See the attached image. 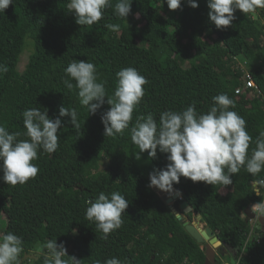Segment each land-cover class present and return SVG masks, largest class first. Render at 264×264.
<instances>
[{"label":"trees","instance_id":"16d2710c","mask_svg":"<svg viewBox=\"0 0 264 264\" xmlns=\"http://www.w3.org/2000/svg\"><path fill=\"white\" fill-rule=\"evenodd\" d=\"M68 2L14 0L0 12V64L9 69L0 76V124L10 132H23L24 109L41 107L54 118L63 104L77 110L81 126L76 130L70 117L61 118L59 147L52 154L38 153L34 179L15 186L0 180V234L21 236L24 255H35L37 245L56 239L81 264H104L114 256L127 258V264H203L205 244L197 242L148 187L146 174L164 168L166 154L158 150L157 158L150 159L145 151L136 160L128 129L105 137L100 114L110 105L105 102L95 115H88L79 104L75 81L71 90L66 87L64 69L73 59L94 63L98 81L111 96L116 72L135 67L148 83L129 128L139 115L152 113L158 121L160 112L180 111L191 103L206 112L214 95L227 93L255 139L264 130V11L254 19L237 10L230 26L217 29L207 16L206 0H197L195 8L182 0L176 10L168 8L167 0H132L127 21L107 8L99 23L80 26L68 12ZM106 24L120 25L119 32ZM28 42L32 51L19 71L17 62ZM237 56L244 58L259 89L252 96L249 90L235 92L245 72ZM256 178H264V172ZM253 179L241 168L225 187L184 177L173 185L181 196L174 205L186 200L192 207L187 217L200 214L228 248L230 254L216 255L214 264H225L230 256L235 264H264V230L257 219H246L245 212L261 199L252 192ZM101 191H119L129 202L122 227L107 240L85 217L87 202ZM28 258L34 257H21L24 264H42Z\"/></svg>","mask_w":264,"mask_h":264},{"label":"clouds","instance_id":"9594fccd","mask_svg":"<svg viewBox=\"0 0 264 264\" xmlns=\"http://www.w3.org/2000/svg\"><path fill=\"white\" fill-rule=\"evenodd\" d=\"M131 2L115 0L113 5V0H69L67 9L78 25L91 26L103 19L107 8H114V15L127 21ZM206 2L207 16L217 29L230 26L237 10L254 19L264 11V0ZM181 3L182 0H167L170 10L180 8ZM187 3L190 7H198L197 0H187ZM9 5H14V0H0V12H5ZM105 27L113 32L120 30L118 24H106ZM8 70L6 64H0V76ZM64 71L66 87L71 90L72 81H75L79 104L87 109L88 115H95L105 102L110 105L100 114L105 137L123 135L128 129L136 160H140L145 151L150 159L157 158L158 150L166 154V166L154 168L148 174L149 188L155 186L170 196L174 192L178 196L180 193L173 185L179 184L181 177L225 187L233 184L232 177L243 168L254 177L252 192L262 198L251 206V210L257 218L264 216V178H256L264 172V130L253 139L247 131L246 120L234 110L235 101L227 93L214 95L206 112H198L196 104L191 103L180 111L160 112L158 121L152 113L139 115L129 128L133 112L144 97L143 86L148 83L135 67H124L116 72V85L111 96L106 93L105 83L98 81L94 63L73 59ZM21 116L23 132H10L0 124V180L12 186L23 185L37 176L39 168L33 162L38 159V153L52 154L58 149L61 118L70 117L69 123L76 130L81 127L77 110L63 104L54 118L41 107L26 108ZM87 204L86 219L93 222L96 230L102 233L101 238L107 240L111 233L122 227V214L129 202L119 191L110 195L101 191ZM25 252L21 236L12 231L0 234V264H24L21 257ZM35 252L34 258L26 260H42V264H81V259L68 255L64 242L58 244L56 239L37 245ZM104 264H127V258L121 261L114 256Z\"/></svg>","mask_w":264,"mask_h":264},{"label":"water","instance_id":"95a60500","mask_svg":"<svg viewBox=\"0 0 264 264\" xmlns=\"http://www.w3.org/2000/svg\"><path fill=\"white\" fill-rule=\"evenodd\" d=\"M104 166L101 165L100 168H103ZM174 190H177L175 187H173ZM152 189L161 197V199L164 201L165 204H167L169 210L173 213V215L180 220L182 225L184 226L185 230L197 241L202 242L205 244V260L203 264H214L215 263V257L217 253L220 255H229L230 252L228 248L222 243V241L219 239V237L210 229V227L204 225L201 226V216L200 214L196 213L195 218L196 221H189L184 218V215H186L188 212H191L192 207L189 205V203L186 200H181L176 207L174 205L175 200H180L181 196L176 195L175 192L170 196L168 193L163 192L162 190L157 189L155 186L152 187ZM250 207H247L246 212V219L253 218L256 216L254 212H250ZM264 218V216H262ZM259 222L262 226V229L264 230V220L259 218ZM26 257H34V255L31 254H25L23 258ZM234 257H229V262L227 264H235V260H233Z\"/></svg>","mask_w":264,"mask_h":264},{"label":"rangeland","instance_id":"374dc122","mask_svg":"<svg viewBox=\"0 0 264 264\" xmlns=\"http://www.w3.org/2000/svg\"><path fill=\"white\" fill-rule=\"evenodd\" d=\"M31 51H32V45H31L30 42H28V43H26V45H25V47H24V49H23V51H22V53L20 55V59H18V62H17L16 68L19 71H22L23 70V68H24V66H25V64H26V62L28 60V56L31 53ZM237 58H238L240 64L243 65V68L245 69V71H248L249 66H248L247 63H245L244 58L242 57L243 58L242 59L240 56H237ZM249 95L252 96L253 93L252 94H249ZM146 176H147V178H149V175L148 174H146ZM184 218L187 219V220H189V221H196V218H195V214L194 213L191 215V218L190 219L187 217V215H184ZM200 225L201 226H204L205 224H204V222L201 221L200 222ZM223 259L227 261V259H225V258H223ZM227 263H228V261L225 262V264H227Z\"/></svg>","mask_w":264,"mask_h":264},{"label":"built area","instance_id":"2783aa9c","mask_svg":"<svg viewBox=\"0 0 264 264\" xmlns=\"http://www.w3.org/2000/svg\"><path fill=\"white\" fill-rule=\"evenodd\" d=\"M242 79H243V82L239 86H237L236 89H235L236 93H242V92H245L246 90H249L250 94H252V93H254L256 91L259 92V89H258L257 85L255 84L254 80L252 79V77H251V75L249 74L248 71L244 72V76L242 77ZM253 204H255V203H253Z\"/></svg>","mask_w":264,"mask_h":264},{"label":"crops","instance_id":"0c3cea01","mask_svg":"<svg viewBox=\"0 0 264 264\" xmlns=\"http://www.w3.org/2000/svg\"><path fill=\"white\" fill-rule=\"evenodd\" d=\"M261 21L264 23V19H263V20H261ZM257 65H258V67H259V68H261V67H262L260 63H258ZM250 209H251V206H250ZM250 212L252 213L253 211L251 210ZM259 218H261L262 220H264V218H263L262 216H261V217H259ZM259 218H257L256 216H254V217H253V219H252V218H249V219H251V220H250L251 222H255V221H256V219L259 221Z\"/></svg>","mask_w":264,"mask_h":264},{"label":"flooded vegetation","instance_id":"af4514ba","mask_svg":"<svg viewBox=\"0 0 264 264\" xmlns=\"http://www.w3.org/2000/svg\"><path fill=\"white\" fill-rule=\"evenodd\" d=\"M217 255H219V253H217Z\"/></svg>","mask_w":264,"mask_h":264}]
</instances>
